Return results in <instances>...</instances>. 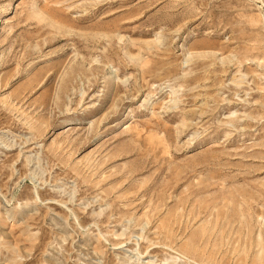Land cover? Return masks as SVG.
Listing matches in <instances>:
<instances>
[{"label": "rangeland", "instance_id": "1", "mask_svg": "<svg viewBox=\"0 0 264 264\" xmlns=\"http://www.w3.org/2000/svg\"><path fill=\"white\" fill-rule=\"evenodd\" d=\"M0 264H264V0H0Z\"/></svg>", "mask_w": 264, "mask_h": 264}, {"label": "bare ground", "instance_id": "2", "mask_svg": "<svg viewBox=\"0 0 264 264\" xmlns=\"http://www.w3.org/2000/svg\"><path fill=\"white\" fill-rule=\"evenodd\" d=\"M194 250V246H193V244L192 243H189V244H187L186 245V249H185V251H188V250ZM180 255H183V256H185L186 257V254H185V252H183V251H180ZM187 258V257H186Z\"/></svg>", "mask_w": 264, "mask_h": 264}]
</instances>
